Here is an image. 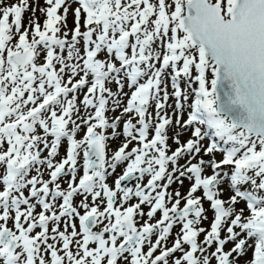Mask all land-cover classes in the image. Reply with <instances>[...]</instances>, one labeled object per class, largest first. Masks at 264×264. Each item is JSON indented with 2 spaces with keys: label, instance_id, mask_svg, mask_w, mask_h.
I'll return each mask as SVG.
<instances>
[{
  "label": "snow or ice",
  "instance_id": "1",
  "mask_svg": "<svg viewBox=\"0 0 264 264\" xmlns=\"http://www.w3.org/2000/svg\"><path fill=\"white\" fill-rule=\"evenodd\" d=\"M74 2L0 3V264H264V0Z\"/></svg>",
  "mask_w": 264,
  "mask_h": 264
},
{
  "label": "rangeland",
  "instance_id": "2",
  "mask_svg": "<svg viewBox=\"0 0 264 264\" xmlns=\"http://www.w3.org/2000/svg\"><path fill=\"white\" fill-rule=\"evenodd\" d=\"M4 2H5V0H0V3H4ZM6 2H7V3H13V2H15V0H6ZM29 3H30L31 5H33L34 7H37V6H38V7H44V6H45L44 0H29ZM69 3L71 4V8L69 9V13H68V29H71V28L74 27V23H73V21H74V17H73V9H74L77 5H76V3L74 2V0H69ZM61 11H62V10H61ZM30 17H32L31 9H30L29 11H27V12L24 13L23 23H24L26 26H27V24H28V21H29V18H30ZM34 18H38L39 21H40L41 24H42V23H43V20H44L45 17L41 14V12H40L39 10H37V11L35 12V14H34ZM81 30H83V28H82ZM69 39H70V37H69ZM101 58L103 59V56H101ZM42 62H43V55H41V58L37 61V63H42ZM108 86H109L110 88H112L114 92L116 91V86H115L114 84H109ZM193 86H194V85H193ZM85 91H86V90H85ZM124 91H128V89L125 87ZM169 91H171L170 87H169ZM122 99H125V100H126V98H124V97H122ZM168 103H169V104H173V100L170 99ZM167 111H168L169 115H171V113H172V109H171V108H168ZM82 112H83V109H82ZM116 115H120V112H119V111H116V112L109 111V112H107V116H108L109 120H111V119H112L114 116H116ZM185 118H186V117H185ZM173 120H175V117H173ZM78 122H79V121H78ZM117 131H120V129L118 128ZM176 131H178V129H176V128H174V127H170L169 130H168V135H169V137H170L168 143H169L170 145H171V142H172L171 137L173 136V133L176 132ZM110 132H111V129L108 130V133H110ZM83 134H84V132H83V130H82V131L78 134L77 138H78V139L81 138V137L83 136ZM189 135H190V133L181 134V136H180L181 142L185 141V140L189 137ZM122 140H123V137L121 136V137H119V138H117V139L110 140V141L108 142V143H109L110 154H111V151L115 150V149L121 144ZM204 143L207 144V143H208L207 140L204 141ZM131 146H135V144L130 145V147H131ZM173 146H175V144H173ZM62 150H63V155H62ZM64 152H65V148H64V146L62 145L61 148L59 149V154H60L61 156H64ZM216 158L220 159L221 156H220L219 154H217V155H216ZM182 161H183V160H181L180 163H181ZM181 164H182V163H181ZM117 171H118V172H117ZM116 172H117V173H120V172H122V169L118 167V169H116ZM116 172H115V173H116ZM115 173H114V174H115ZM114 174L111 175V178L114 176ZM206 174L210 175V174H211V171L208 170V171L206 172ZM143 182H144V181H143ZM188 187H189V181L185 180V181H184V185H183L182 187H181L180 185L176 184V183L172 184L171 187L168 189V192H169V193H172V192H174V191H180L181 194L183 195V194L186 193V191L188 190ZM225 187L227 188L228 186L225 185ZM223 198H224V199H227V193H226V195H225ZM90 199H91V198L89 197V200H90ZM130 204H131V203H130ZM169 206H170V205H169ZM181 206H182V205H181ZM204 206H205L206 209L208 208L207 203H205ZM236 207H237V210H239L240 208H244L245 205H244V203H239ZM144 209H145V210H144L145 212L148 211V207H147V206H144ZM80 211H82V210H80ZM209 212H210V211H208V212L206 213L207 216H209ZM245 215H248V214H247V211L245 212ZM144 218H145V219H142V221H140V223H143L144 220L147 219V217H144ZM209 218H210V216L208 217V220L204 221V223H203V225H202L203 227H206V228H207V227L209 226ZM156 219H157V215H156V217H155V220H156ZM155 220H154V222H155ZM50 226H52V225H50ZM60 230H61V231L64 230V225H63V224L61 225ZM35 231L38 232L39 229H38V230L36 229ZM69 231H70V229H69ZM179 231H180V227H179L178 225H177V226H174V228L172 229V233H171V235H170V240H173V239L177 238V237H176V234H177ZM34 234H35V233H34ZM50 234H51V233H50ZM222 235H223V234H222ZM200 239H201V240L203 239V234L201 235ZM170 240L168 239V240L166 241V244H167L168 247H171V246H172V243L170 242ZM231 247H232V244L230 243V244H229V249H230ZM144 250L147 251V245H145V249H144ZM157 254H158V252H157ZM176 255H178V253H177ZM234 255H235V254H234ZM250 257H251V251L249 250V252H248V254H247L246 256H243L241 259L238 260V264H244V262H245L246 260L250 259ZM212 264H215V261H214V260L212 261Z\"/></svg>",
  "mask_w": 264,
  "mask_h": 264
}]
</instances>
